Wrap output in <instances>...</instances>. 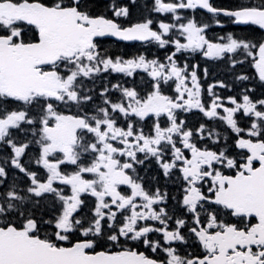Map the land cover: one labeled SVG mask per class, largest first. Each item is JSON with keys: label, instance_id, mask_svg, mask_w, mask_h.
Segmentation results:
<instances>
[{"label": "snow or ice", "instance_id": "1", "mask_svg": "<svg viewBox=\"0 0 264 264\" xmlns=\"http://www.w3.org/2000/svg\"><path fill=\"white\" fill-rule=\"evenodd\" d=\"M137 7L0 0V264H264V0Z\"/></svg>", "mask_w": 264, "mask_h": 264}, {"label": "flooded vegetation", "instance_id": "2", "mask_svg": "<svg viewBox=\"0 0 264 264\" xmlns=\"http://www.w3.org/2000/svg\"><path fill=\"white\" fill-rule=\"evenodd\" d=\"M151 2L152 0H138V5L139 7H137L136 9H134V15L135 16H139L141 14H147L148 13V7L151 6ZM243 2V0H213V3L217 6H221V7H231L234 6L237 3ZM145 5H148V7H145ZM190 11V10H187ZM204 10H201L200 12L197 13L198 17H201L202 19L208 21L210 23V29H209V35H217V36H222L225 35L227 32L230 31H241V28H238L235 25L229 24L226 20L224 21L223 25H216L215 23H212L209 19L208 16H201V13ZM154 16L160 15V16H165V15H170V14H157V13H153ZM258 35V33H257ZM103 46V48L105 49H109L115 53H124V54H132L135 53L136 51H145L147 54L149 55H155V56H159L161 58H163L165 55L168 54V51H170L169 46H165L164 49H160L152 44H148L145 42H141V41H122L119 38H112V37H103V38H98ZM178 57H180V54H177ZM195 59H191L189 62L190 63H200L201 68L204 67V63L206 58L202 57L200 54H195ZM208 67L210 68L211 72L214 73L218 78H222L225 79L226 81H231V70L229 68H227L224 64L216 62V61H210L208 62ZM244 69L246 71L249 70V66L247 64L244 65ZM236 71H239V69H236ZM121 76V74H111L108 79H110L113 83L117 81V79H119ZM124 79H131V78H127L125 77ZM137 80L140 79L139 76L136 77ZM208 82H211V79H209ZM206 87V85H205ZM240 87H242V85H240ZM238 90V88H237ZM219 91V89H218ZM259 92V89H258ZM227 94H232L231 92L227 93ZM193 113L195 114H186V119L191 122V123H196L198 120L201 119L200 114H198V110H193ZM206 119V118H205ZM211 123V122H209ZM244 125L241 124V127H243ZM230 133V130H229ZM230 136L234 137V134L230 133ZM232 143V140H229V144ZM3 155H5L4 152L0 151V157H2ZM27 159V157L25 158ZM141 174H143V169L140 170ZM150 174H155V165H152L151 168V173ZM160 183L163 185L164 180L162 178V174H161V178H160ZM169 184H171V182H169ZM170 192H174V188L170 187ZM169 205H172L173 202L171 200H169ZM189 250L191 251H199V249H197L196 247H191Z\"/></svg>", "mask_w": 264, "mask_h": 264}]
</instances>
